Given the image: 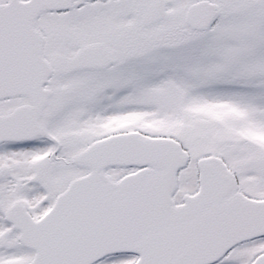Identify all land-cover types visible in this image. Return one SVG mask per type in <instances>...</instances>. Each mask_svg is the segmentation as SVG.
<instances>
[{
	"label": "snow or ice",
	"instance_id": "snow-or-ice-1",
	"mask_svg": "<svg viewBox=\"0 0 264 264\" xmlns=\"http://www.w3.org/2000/svg\"><path fill=\"white\" fill-rule=\"evenodd\" d=\"M0 264H264V0H0Z\"/></svg>",
	"mask_w": 264,
	"mask_h": 264
}]
</instances>
